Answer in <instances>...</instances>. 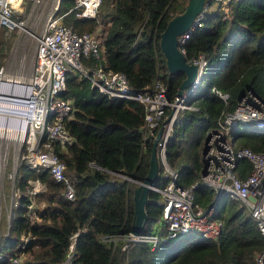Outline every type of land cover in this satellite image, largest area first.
<instances>
[{
	"label": "trees",
	"instance_id": "obj_1",
	"mask_svg": "<svg viewBox=\"0 0 264 264\" xmlns=\"http://www.w3.org/2000/svg\"><path fill=\"white\" fill-rule=\"evenodd\" d=\"M188 0H101L95 18L64 14L63 21L79 33L100 26V40L107 67L124 73L134 90L161 79L172 99L184 73H170L160 50L159 37L167 21L184 10ZM74 0H60L59 13ZM228 13H205L183 45L188 60L206 61L201 77L189 95L195 109L177 114L166 142V161L178 174L176 183L190 188L202 169L201 150L208 129L222 112L232 111L241 96L252 92L264 102V0H230ZM4 34V31H3ZM63 98H70L72 117L66 128L72 143L57 149L65 163L64 173L73 184L75 197H64V184L47 169L36 171L25 164L17 169L18 205L13 209L9 235L0 236V264L22 255L20 264H63L72 249L70 264H255L264 237L247 210L226 194L213 219L221 222L215 238L198 231L166 239L159 219L162 198L150 191L143 234L160 236L152 249L148 243L115 238L131 230L133 190L147 175L152 141L143 140V105L131 98H108L90 81L72 70L66 74ZM211 87L227 93L223 99ZM236 147L264 152V127L239 125L232 130ZM252 163L237 160V174L244 178ZM160 165L156 187L162 188ZM38 181L43 191L35 204L44 209L35 218L27 214L25 196ZM193 200L203 211L213 201L206 186L192 189ZM241 207L239 206V204ZM27 242L20 248V237ZM126 244V248L122 249Z\"/></svg>",
	"mask_w": 264,
	"mask_h": 264
},
{
	"label": "built area",
	"instance_id": "obj_2",
	"mask_svg": "<svg viewBox=\"0 0 264 264\" xmlns=\"http://www.w3.org/2000/svg\"><path fill=\"white\" fill-rule=\"evenodd\" d=\"M24 1H30L38 7L42 0H0V28L17 27L20 34L16 46L22 47L24 56L18 58L16 66L6 63L0 66V208L5 183L11 194L6 221V236L9 235L13 209L18 205L20 195L16 185V174L20 164L39 171L47 169L56 182L64 184V197L73 200L75 190L65 175V163L57 149H65L73 138L66 128V120L72 117L73 105L70 98H63L66 74L72 70L86 77L93 88L108 98H131L144 107L142 126L143 140L156 137L157 158L161 177L165 181L162 188L153 187L162 198V215L159 219L166 228V239H173L198 231L204 238H215L221 229V222L212 217L217 204L224 195L238 201L256 222L264 237V152H255L246 147H236L232 130L239 125L264 127V102L248 91L239 99L232 111L222 112L217 124L207 130L208 148L202 156L206 159V175L200 174L199 181L190 188H182L176 183L178 174L166 161V142L173 130V124L180 110L195 109V103L188 97L194 87H188L182 96L170 99L167 86L161 79L142 90H134L124 73L107 67L103 55L101 40L89 32H77L72 25L63 21L64 14L74 12L78 17L95 18L101 0H74V4L63 13H59V0L45 13L41 31L35 38V48L30 53L26 38L34 36L32 31L24 29L26 19L13 16V10L19 9ZM230 0H210L218 3L217 10L227 13ZM209 4V5H210ZM208 6L198 13L190 27L177 38L178 46L183 45L191 32L202 25V19ZM202 73L206 61L203 58L192 59ZM201 75V74H200ZM211 90L223 99V93L214 87ZM204 143V142H203ZM202 152V150H201ZM246 158L252 163L250 173L244 178L237 174V160ZM201 169V171H202ZM206 186L213 191L210 207L203 209L194 202L192 189ZM42 186L35 181L25 196L28 197L27 214L35 218L37 212L44 209V203L35 204L36 196L42 192ZM20 237V248L27 242ZM132 242L148 243L153 249L161 239L157 234L139 236L119 235L115 238ZM126 248V244L122 249ZM72 249L67 263H71ZM0 255V260L4 259ZM22 255L8 258L9 264H20ZM255 264H264V247L255 254Z\"/></svg>",
	"mask_w": 264,
	"mask_h": 264
},
{
	"label": "water",
	"instance_id": "obj_3",
	"mask_svg": "<svg viewBox=\"0 0 264 264\" xmlns=\"http://www.w3.org/2000/svg\"><path fill=\"white\" fill-rule=\"evenodd\" d=\"M209 4L210 0H188L184 10L171 17L160 33L159 46L164 55L167 70L170 73H184V78L176 92L177 96H182L184 91L190 86L195 88L201 77V72L198 71L197 64L193 61H189L185 54L179 49L177 37L190 27L196 15ZM161 133L162 129L160 128L152 141L147 175L142 182H136L137 186L133 190L134 213L130 230V235L132 236L143 234L147 223L146 205L148 203V195L149 192L153 190V187L156 186V180L158 179L159 163L157 158V139L160 137ZM208 138L209 134L206 135L203 143L202 156L206 154ZM206 166L207 161L203 159L202 176L206 175Z\"/></svg>",
	"mask_w": 264,
	"mask_h": 264
},
{
	"label": "rangeland",
	"instance_id": "obj_4",
	"mask_svg": "<svg viewBox=\"0 0 264 264\" xmlns=\"http://www.w3.org/2000/svg\"><path fill=\"white\" fill-rule=\"evenodd\" d=\"M56 3L57 1L55 0H42V4L36 7L32 6L30 1H24L20 5L19 9L13 10L14 17H17L18 19H26L24 29L27 31H32L34 33V36L26 38V45L30 53H32L35 48V38L41 31L42 22L44 20L46 11ZM217 6L218 3L211 2L207 11L214 12L216 11ZM89 33H92L100 38V26H98L95 30L90 31ZM19 35H21L20 37H22L23 34H20V31L17 27L9 28L3 26L0 28V66L6 65V63H10L16 66L15 64L18 58L20 60V58L24 56V50L22 49V47L16 46V40ZM8 187L9 184H7L6 182L0 208V236H6V221L8 216V207L11 199V194L9 190H7ZM219 203L217 204V206H219ZM239 206L241 207L240 204ZM66 262L67 261H65L63 264H68Z\"/></svg>",
	"mask_w": 264,
	"mask_h": 264
},
{
	"label": "clouds",
	"instance_id": "obj_5",
	"mask_svg": "<svg viewBox=\"0 0 264 264\" xmlns=\"http://www.w3.org/2000/svg\"><path fill=\"white\" fill-rule=\"evenodd\" d=\"M60 3V2H59ZM67 11V10H66ZM208 12V11H207ZM69 13V12H68ZM178 38V37H177ZM179 47V46H178ZM179 49H180V47H179ZM181 50V49H180ZM183 53H184V51H182ZM190 61V60H189ZM153 191V190H152Z\"/></svg>",
	"mask_w": 264,
	"mask_h": 264
},
{
	"label": "bare ground",
	"instance_id": "obj_6",
	"mask_svg": "<svg viewBox=\"0 0 264 264\" xmlns=\"http://www.w3.org/2000/svg\"><path fill=\"white\" fill-rule=\"evenodd\" d=\"M16 54V53H15ZM16 58V57H15ZM206 137V136H205ZM205 137H204V140H205ZM204 142V141H203ZM203 148V147H202Z\"/></svg>",
	"mask_w": 264,
	"mask_h": 264
},
{
	"label": "crops",
	"instance_id": "obj_7",
	"mask_svg": "<svg viewBox=\"0 0 264 264\" xmlns=\"http://www.w3.org/2000/svg\"><path fill=\"white\" fill-rule=\"evenodd\" d=\"M159 223H161V222H159Z\"/></svg>",
	"mask_w": 264,
	"mask_h": 264
}]
</instances>
